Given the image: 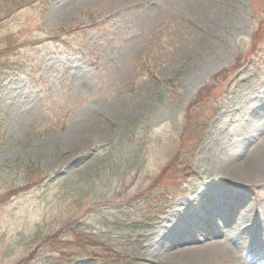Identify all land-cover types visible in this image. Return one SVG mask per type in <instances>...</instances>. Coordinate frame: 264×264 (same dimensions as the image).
Wrapping results in <instances>:
<instances>
[{"label": "rangeland", "instance_id": "1", "mask_svg": "<svg viewBox=\"0 0 264 264\" xmlns=\"http://www.w3.org/2000/svg\"><path fill=\"white\" fill-rule=\"evenodd\" d=\"M194 1L0 0V264H264V0Z\"/></svg>", "mask_w": 264, "mask_h": 264}, {"label": "bare ground", "instance_id": "2", "mask_svg": "<svg viewBox=\"0 0 264 264\" xmlns=\"http://www.w3.org/2000/svg\"><path fill=\"white\" fill-rule=\"evenodd\" d=\"M201 6H204L206 7L207 5L205 4H200L198 0H195L194 1V6L196 7V9H198L199 7ZM207 10V9H206ZM223 156V155H222ZM221 156V159H220V164H224L223 167L227 170H234L232 172H236L237 174L241 173V174H245V175H248V177H251L252 173L251 172H254V170L248 168L252 163H254L256 160L252 159V158H245V159H242V160H236V159H232L231 156H232V151H228L227 155L224 156L225 158L223 159ZM252 159V161H251ZM235 160V161H234ZM236 167V168H235ZM251 174V175H250ZM240 175V174H239ZM214 230V228H212ZM208 233H205L204 234V237L203 239H207L208 238ZM196 238V237H195ZM200 239V238H199ZM202 240V239H201ZM212 245V244H215L217 245L218 247L216 248H213L215 253L216 254H221V251L224 253V254H227V252H229V254L233 257L237 256L236 255V252L234 250V247L235 246H232V245H229L228 243L223 242V240H212L210 242H207L206 240L205 241H201V246L200 247H196L195 249L193 248L191 251L195 254L196 258L198 259V257L201 255L199 254L198 252H206V245ZM220 247V248H219ZM202 248H205V249H202ZM198 249H201L199 251H196ZM208 251H211V249H208ZM183 252V255H187L189 253V255H192V253L188 251H182ZM207 257H208V253L205 254ZM214 256H216L215 254H213ZM226 256V255H225ZM193 260H196L194 259L193 257Z\"/></svg>", "mask_w": 264, "mask_h": 264}, {"label": "trees", "instance_id": "3", "mask_svg": "<svg viewBox=\"0 0 264 264\" xmlns=\"http://www.w3.org/2000/svg\"><path fill=\"white\" fill-rule=\"evenodd\" d=\"M189 171V170H188ZM5 197V196H4ZM2 199V198H1ZM80 237H78V243L82 246V247H84V246H87V245H92V246H101V247H103V248H106V249H110L105 243H103V242H100V241H98V240H96V239H94L91 235H86V234H81V235H79ZM56 239V235H54L50 240H55ZM74 242V241H73ZM70 243H72V241H69V242H66L65 244H70ZM88 249L86 248V251H87ZM84 252L85 253V256H86V253L87 252ZM83 253V254H84Z\"/></svg>", "mask_w": 264, "mask_h": 264}]
</instances>
